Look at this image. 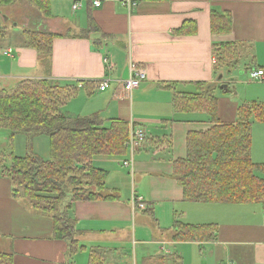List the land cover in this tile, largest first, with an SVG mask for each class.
Returning a JSON list of instances; mask_svg holds the SVG:
<instances>
[{"label": "crops", "instance_id": "1", "mask_svg": "<svg viewBox=\"0 0 264 264\" xmlns=\"http://www.w3.org/2000/svg\"><path fill=\"white\" fill-rule=\"evenodd\" d=\"M72 1L62 0L61 18L57 7L50 5L52 15L44 17L26 0L22 28L11 24L8 35L0 39V89L12 88L24 78L77 85V94L63 106H75L79 100L77 112L65 113H99L106 125L119 118L129 122L130 130L145 131L146 140L132 153V171L121 167V161L131 157L128 148L123 158H93V166L107 173L104 194L117 198L73 203L69 216L79 244L99 248L105 264H172L168 257L173 254L180 256L182 264H264L263 204L248 206L241 214L227 203L183 200V188L172 176L173 163L186 155L187 133L205 131L212 122L203 113L176 112L174 91L164 86L174 84L177 91L192 94L196 83H216L213 94L221 124L234 123L237 108L244 103L264 106V76L248 79L246 85L237 77L244 72L249 76L251 69L245 67L253 62L264 67V0H133L136 5L131 8L123 4L125 0H98V5L80 0L83 15L75 12L80 7L72 10ZM212 10L230 14L228 33L211 32ZM89 14L95 29L90 27ZM0 18L6 23L1 11ZM23 29L57 34L51 52L43 54L26 46ZM223 42L243 44V57L230 77L223 71L225 78L220 81L214 72L212 45ZM129 61L145 69V79L126 93L120 80L127 75ZM104 79L110 85L101 91L98 85ZM222 82L233 85L236 92H224ZM256 122L252 121L251 160L264 162L256 160L264 157V122ZM256 124L260 131L254 138ZM11 187L0 172V253L11 255L12 264H77L74 257L79 252L69 258L67 242L52 237V218L27 200L13 197ZM133 197L145 207L136 209ZM146 217H153L155 228L149 227ZM176 221L216 224V239L174 241ZM129 240L132 255L125 250Z\"/></svg>", "mask_w": 264, "mask_h": 264}, {"label": "trees", "instance_id": "2", "mask_svg": "<svg viewBox=\"0 0 264 264\" xmlns=\"http://www.w3.org/2000/svg\"><path fill=\"white\" fill-rule=\"evenodd\" d=\"M16 0H0L8 6ZM42 16L52 15L50 0H28ZM160 1V0H136ZM90 27L95 29L89 14ZM94 25V26H93ZM94 27V28H93ZM232 18L228 12H210V30L213 34L228 33ZM26 46L49 54L57 34L47 30L23 29ZM7 35V27L0 21V39ZM243 44L235 42L212 45L214 72L230 77L243 57ZM248 65L247 70L264 67ZM174 91L172 104L176 112L203 113L212 126L205 131L188 132L186 155L173 163V178L183 188V200L205 203H262L264 180L254 175L264 172V165L251 160L252 121L264 122V106L254 101L237 108L234 123L221 124L217 119V98L213 94L216 83H196V92L186 94L175 85H164ZM76 86H62L48 79L24 78L10 89H0V129L10 132V142L16 133L28 138L27 154L16 156L13 151L0 155V172L12 184L11 195L23 198L32 208L49 215L53 221L52 237L67 242L68 256L72 258L86 249L76 238L74 220L69 211L77 200H112L106 193V171L94 167L96 156L125 157L130 124L123 119H112L104 124L99 113L71 115L61 111L78 92ZM38 134L48 136L49 158L41 159L30 146ZM12 143V142H11ZM13 144V143H12ZM147 214L149 209L144 210ZM174 241H214L216 224H185L174 222ZM172 264H182L179 255L168 257ZM0 264H12V257L0 253ZM62 264H71L69 262ZM87 264H105L99 248L89 249Z\"/></svg>", "mask_w": 264, "mask_h": 264}, {"label": "rangeland", "instance_id": "3", "mask_svg": "<svg viewBox=\"0 0 264 264\" xmlns=\"http://www.w3.org/2000/svg\"><path fill=\"white\" fill-rule=\"evenodd\" d=\"M25 5H26V0H16L11 5L0 6V11L3 12L5 18H7L6 23H3L1 18H0V21L2 22V24L7 27V35H8V29H12L11 28L12 27L11 24L17 23V27L18 28H22V26H23V24L25 22L24 18L26 16ZM50 5H51V7L54 6V8H56V7L58 8L59 15L62 18V0H50ZM32 7L35 9V11L40 12L35 6H32ZM80 8H79V10H77V11L74 10V11L76 12V14L83 15L84 10H83V8H81V9ZM71 12H72V10H71ZM242 71H244V70H242ZM237 77L241 78L245 82V85L251 82L250 80L248 81V79H250V78H249V76H248V74L246 72H244L241 75L237 74ZM224 78H222L220 81H222ZM14 86H12V87H14ZM248 87H251V86L247 85L246 88H248ZM3 88L4 89H8L9 87H3ZM78 101L79 100H76L75 106H72V104H70L68 107H64V108L61 107V111L62 112H64V111L77 112L75 107L78 105ZM72 115H74V114H72ZM256 123H258V122H256ZM256 125L257 126H256V129H255L254 138L258 137L259 131H260L257 128L259 124H256ZM30 140H31V145H29V146H30L31 151L34 154L38 155L41 159L47 160L49 158V140H48V136H46L44 134H38V135L33 136V138H31ZM11 142H10V132L8 130H5V129H0V154L1 153L2 154H6V153H8L10 151H13L16 156H24V155L27 154V152H28V150H27L28 138H27V136L25 134L16 133L14 135V137H13V140ZM121 158H123V157H121ZM261 158H264V157H256V160H259V161L260 160H264V159H261ZM252 162L264 165V162H262V161H260V162L252 161ZM121 167L126 169V170H128V168H125L123 166H121ZM124 172H126V171H124ZM260 173L264 174L263 171H260L258 169L254 171V175L256 177L261 178V179L264 180V177H261ZM227 204L234 205L235 207L240 209V213L241 214L246 211V209H247L246 207L259 205V203H246V204H230V203H227ZM145 215L149 216L147 214H145ZM235 217L239 218V215H236ZM145 220L148 222V225H149L150 228L153 229V227L154 228L156 227L155 222L153 220V217H148V218L146 217ZM156 236H157V234H156ZM149 238H150V235H149ZM126 243H128V245L125 246V250H126V252L129 253V255H132L133 254L132 242L129 240V241H126ZM152 247H155V246H152ZM88 254H89V249H83V250L79 251V253L74 257V259L77 260V264H86V260H87ZM83 256L85 257V260H84ZM107 264H111V263H107Z\"/></svg>", "mask_w": 264, "mask_h": 264}, {"label": "built area", "instance_id": "4", "mask_svg": "<svg viewBox=\"0 0 264 264\" xmlns=\"http://www.w3.org/2000/svg\"><path fill=\"white\" fill-rule=\"evenodd\" d=\"M92 4L98 5L99 1L93 0ZM123 4L126 7L131 8V7H134L136 5V2L133 0H125L123 2ZM79 7H81V1L80 0H73L72 6H71L72 10H76ZM263 76H264V72L262 69H255V70L252 69L249 72V77L252 80L262 79ZM144 79H145V69L138 66L134 62L129 61L128 65H127V75L125 76V78L120 80V84L122 85L123 90L126 93H131L132 90H134L140 86V84L144 81ZM109 85H110L109 81L107 79H104L99 83L98 89L103 91V90L107 89L109 87ZM145 140H146L145 131L140 127H132V129L130 130V133H129V138L126 142V146L130 150L131 157L123 159L121 161V164L123 167L130 169V171L133 170L134 161L132 158V153L135 150H137ZM132 199L134 201V207L136 209H142L145 207L144 203L141 201V199L135 198V197H133ZM218 264H232V263L227 262V263H218Z\"/></svg>", "mask_w": 264, "mask_h": 264}, {"label": "water", "instance_id": "5", "mask_svg": "<svg viewBox=\"0 0 264 264\" xmlns=\"http://www.w3.org/2000/svg\"><path fill=\"white\" fill-rule=\"evenodd\" d=\"M222 78V75H219L218 79L220 80ZM220 88L224 91V92H233L235 93V87L233 85H229L228 82H222L220 84Z\"/></svg>", "mask_w": 264, "mask_h": 264}]
</instances>
